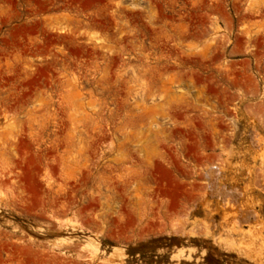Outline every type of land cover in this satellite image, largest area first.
<instances>
[{"label":"rangeland","instance_id":"rangeland-1","mask_svg":"<svg viewBox=\"0 0 264 264\" xmlns=\"http://www.w3.org/2000/svg\"><path fill=\"white\" fill-rule=\"evenodd\" d=\"M0 264H264V0H0Z\"/></svg>","mask_w":264,"mask_h":264},{"label":"bare ground","instance_id":"bare-ground-1","mask_svg":"<svg viewBox=\"0 0 264 264\" xmlns=\"http://www.w3.org/2000/svg\"><path fill=\"white\" fill-rule=\"evenodd\" d=\"M205 172H206L207 177H208L206 179L208 182L209 190L213 194V196H216V195H218V197L221 196V198H222L221 206H222L223 210L225 211V213L228 216H230V218L232 220H236L237 217L231 215L232 212L236 211L238 214H240L242 216L243 221L248 222L249 217L248 216L245 217V214H246L245 209L246 208L238 205L239 204L238 198L242 196V193L238 189L237 186H231L228 188V186L224 182L222 183V181H224V179L221 180V176H225V173H222L223 169L219 168V166H217V165L211 164L206 168ZM233 204H235L237 206L235 207V205H233ZM251 213H252V211H251ZM254 214H255V219H257L256 213H254ZM233 225H236V224L233 222Z\"/></svg>","mask_w":264,"mask_h":264}]
</instances>
